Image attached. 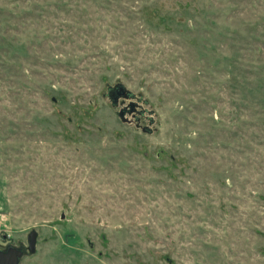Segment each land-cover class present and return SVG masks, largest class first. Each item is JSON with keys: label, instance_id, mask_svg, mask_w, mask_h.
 Instances as JSON below:
<instances>
[{"label": "rangeland", "instance_id": "rangeland-1", "mask_svg": "<svg viewBox=\"0 0 264 264\" xmlns=\"http://www.w3.org/2000/svg\"><path fill=\"white\" fill-rule=\"evenodd\" d=\"M30 228L19 264H264V0H0V239Z\"/></svg>", "mask_w": 264, "mask_h": 264}, {"label": "water", "instance_id": "water-1", "mask_svg": "<svg viewBox=\"0 0 264 264\" xmlns=\"http://www.w3.org/2000/svg\"><path fill=\"white\" fill-rule=\"evenodd\" d=\"M109 88H113L116 91L115 96H112L110 98L111 104L115 105L116 104V99L118 97V95H121L123 97H127L128 95V91L120 84V83H116L114 86L112 87H108L107 90H110ZM124 109H120L117 111V115L118 117L124 121ZM36 230L34 228H30L27 233H26V250L28 252H33L34 248H35V240H36ZM20 254V250L18 249H14L13 252L10 255V260L8 264H17V256Z\"/></svg>", "mask_w": 264, "mask_h": 264}, {"label": "flooded vegetation", "instance_id": "flooded-vegetation-1", "mask_svg": "<svg viewBox=\"0 0 264 264\" xmlns=\"http://www.w3.org/2000/svg\"><path fill=\"white\" fill-rule=\"evenodd\" d=\"M23 242H12L8 239H0V264H8L10 260V255L14 249L20 250V254L17 256V264H19V260L21 255L25 252L26 247Z\"/></svg>", "mask_w": 264, "mask_h": 264}]
</instances>
